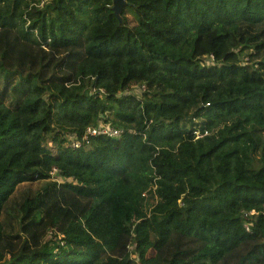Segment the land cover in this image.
I'll return each instance as SVG.
<instances>
[{
  "label": "trees",
  "instance_id": "obj_1",
  "mask_svg": "<svg viewBox=\"0 0 264 264\" xmlns=\"http://www.w3.org/2000/svg\"><path fill=\"white\" fill-rule=\"evenodd\" d=\"M125 1L0 0V264H264V0Z\"/></svg>",
  "mask_w": 264,
  "mask_h": 264
},
{
  "label": "built area",
  "instance_id": "obj_2",
  "mask_svg": "<svg viewBox=\"0 0 264 264\" xmlns=\"http://www.w3.org/2000/svg\"><path fill=\"white\" fill-rule=\"evenodd\" d=\"M143 89H144V85L140 86V90H143ZM121 133H122L121 128H117V127L99 122L94 127L93 126L87 127L85 132L81 136V138L74 136L73 139L70 141V145L73 147H80L83 142H88L91 136L105 135L109 137H118ZM55 171L56 169H53V172H52L53 176H54ZM249 214H251V212ZM245 228L248 230L247 225H245Z\"/></svg>",
  "mask_w": 264,
  "mask_h": 264
},
{
  "label": "rangeland",
  "instance_id": "obj_3",
  "mask_svg": "<svg viewBox=\"0 0 264 264\" xmlns=\"http://www.w3.org/2000/svg\"><path fill=\"white\" fill-rule=\"evenodd\" d=\"M130 16V15H129ZM209 61V58L206 59V62ZM131 91L133 93H136L137 95L140 94L141 90L139 87H135L133 89H131ZM50 145V144H49ZM32 186H36L38 188L41 187L40 183H36L33 184ZM27 189V185L23 184L20 185L19 187H17L16 192L14 194V196H19L20 194H22L23 191H25ZM253 212H251L252 214ZM151 239H153V236H151ZM142 261H145L146 264H163L160 260H157L155 257V252L152 248L147 247L146 250L144 251V253L140 256ZM165 264V263H164Z\"/></svg>",
  "mask_w": 264,
  "mask_h": 264
},
{
  "label": "water",
  "instance_id": "obj_4",
  "mask_svg": "<svg viewBox=\"0 0 264 264\" xmlns=\"http://www.w3.org/2000/svg\"><path fill=\"white\" fill-rule=\"evenodd\" d=\"M125 4H126L125 0H113L112 10H113V14L116 17H119L121 10Z\"/></svg>",
  "mask_w": 264,
  "mask_h": 264
}]
</instances>
